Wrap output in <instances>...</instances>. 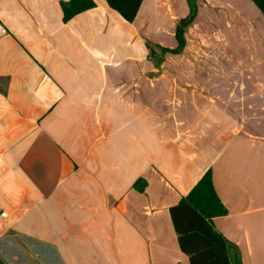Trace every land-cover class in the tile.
<instances>
[{
	"label": "crops",
	"instance_id": "crops-1",
	"mask_svg": "<svg viewBox=\"0 0 264 264\" xmlns=\"http://www.w3.org/2000/svg\"><path fill=\"white\" fill-rule=\"evenodd\" d=\"M63 1L0 0V259L190 264L170 208L211 170L227 209L213 226L242 264H264L258 6L199 0L190 40L159 71L145 44L166 47L184 0H143L133 22L106 0L64 22ZM240 44L248 59L213 56Z\"/></svg>",
	"mask_w": 264,
	"mask_h": 264
},
{
	"label": "trees",
	"instance_id": "trees-1",
	"mask_svg": "<svg viewBox=\"0 0 264 264\" xmlns=\"http://www.w3.org/2000/svg\"><path fill=\"white\" fill-rule=\"evenodd\" d=\"M126 21L133 22L143 0H106ZM189 13L176 24L177 47L170 49L146 43L153 57L155 67L164 61L166 53H181L185 47V29L198 12L199 0H186ZM264 16V0H252ZM94 0H68L61 2L63 21L68 22L76 15L95 8ZM141 180H139L140 182ZM138 187V182L135 183ZM227 213L219 198L208 170L197 184L176 205L170 208L173 226L178 236L179 247L189 256L190 264H242L240 253L235 244L226 239L214 226L213 218ZM0 264H5L0 259Z\"/></svg>",
	"mask_w": 264,
	"mask_h": 264
},
{
	"label": "rangeland",
	"instance_id": "rangeland-1",
	"mask_svg": "<svg viewBox=\"0 0 264 264\" xmlns=\"http://www.w3.org/2000/svg\"><path fill=\"white\" fill-rule=\"evenodd\" d=\"M183 5H184V7H185V9L184 10H187L186 11V14L185 15H183V16H181L178 20H177V23L179 22V20L181 19V18H183V17H186L187 15H188V13H189V7H188V4H187V1L186 0H184V3H183ZM198 8H199V6H198ZM206 8V7H205ZM202 9V8H201ZM223 10L225 11V12H228V9L226 8V6H224L223 7ZM205 19V18H204ZM203 19V20H204ZM219 17L217 18V19H215V18H207V19H205L208 23L210 22V21H215L216 23H219ZM193 22V21H192ZM192 22L186 27V29H185V33H184V37H185V39L187 38V35L189 36L190 35V33H189V28H190V26H191V24H192ZM176 23V24H177ZM166 25H168V23L166 24ZM193 27V26H192ZM175 29H176V26L175 27H173V28H166V30H165V33H164V35H163V40H164V42L166 43V45H164V46H166V47H169L170 49H173V48H176L177 47V40H176V37H175ZM190 38H191V36H189V40H190ZM148 42L154 47H156V44L154 43V42H152L151 40L149 41L148 40ZM147 43V42H146ZM145 46H146V49H147V52L149 53V55H150V50H149V48L147 47V45L145 44ZM160 46V45H159ZM172 46H174V47H172ZM239 49H237V50H234V49H230V50H222V51H220V50H218V52H216L215 54H213V56H214V58L216 57V58H218V59H226V58H229V59H235V58H237V57H240V58H247L248 57V51H247V49H245V45H239ZM156 49V51H157V53H158V48L156 47L155 48ZM166 54H168V53H166ZM165 54V55H166ZM170 55L168 56V57H172L171 55L172 54H175V53H169ZM164 55V61L166 60V56ZM153 57H151L150 56V60L151 61H153V59H152ZM215 58V59H216ZM248 59V58H247ZM163 61V62H164ZM163 62H162V64H163ZM153 64L155 65V63L153 62ZM245 68V67H244ZM157 69H159V71H161L162 70V67H161V65H159L158 66V68ZM246 69V68H245ZM247 69H249V67H247ZM230 70H233V66L231 65L230 66ZM167 73H170V74H172L173 73V66L172 65H168L167 66ZM151 74H159V72H151ZM175 82L174 81H164V82H162V81H158V82H155L153 85L156 87V88H159V89H163L165 86H167L165 89H167L168 88V86H171V88L173 87V84H174ZM232 84V83H231ZM31 246H29V247H25V248H28L27 250H29V248H30ZM17 254H20L19 255V262H21V261H23V259H25V258H27L26 256H24L25 254H24V252L23 251H21V252H19V253H17ZM25 261L27 262V263H29L28 262V259H25ZM25 262V263H26ZM39 263V262H38Z\"/></svg>",
	"mask_w": 264,
	"mask_h": 264
},
{
	"label": "built area",
	"instance_id": "built-area-1",
	"mask_svg": "<svg viewBox=\"0 0 264 264\" xmlns=\"http://www.w3.org/2000/svg\"><path fill=\"white\" fill-rule=\"evenodd\" d=\"M0 215H1L2 217H6V216H7V213L4 212V211H2V210L0 209Z\"/></svg>",
	"mask_w": 264,
	"mask_h": 264
}]
</instances>
